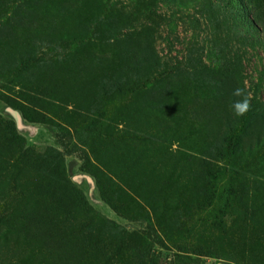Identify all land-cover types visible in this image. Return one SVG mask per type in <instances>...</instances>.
Returning <instances> with one entry per match:
<instances>
[{"label": "rangeland", "instance_id": "1", "mask_svg": "<svg viewBox=\"0 0 264 264\" xmlns=\"http://www.w3.org/2000/svg\"><path fill=\"white\" fill-rule=\"evenodd\" d=\"M258 1L0 0V264H264Z\"/></svg>", "mask_w": 264, "mask_h": 264}, {"label": "trees", "instance_id": "2", "mask_svg": "<svg viewBox=\"0 0 264 264\" xmlns=\"http://www.w3.org/2000/svg\"><path fill=\"white\" fill-rule=\"evenodd\" d=\"M229 3L232 5V9H240L242 11H244L245 13H247L248 11H250L251 13L253 12H257L258 11V4L260 5L258 0H229ZM234 13L236 14L237 11H234ZM259 21L258 23V27H259V31L262 32L264 31V18H258L257 19ZM254 21L256 22V19H254ZM254 21L253 20H249V24L248 27L250 29H257L254 26ZM255 32V31H254ZM147 83H144L142 86L138 83H133L131 84L126 90H125V97L127 96H131L135 91L141 89V88H145ZM104 126L102 122H98L95 125V128ZM89 133H92L93 130L89 129V131H87ZM82 131L79 133H75L73 135H69L70 138H72V136L77 137L79 143H81V145L86 146V140L83 138L82 136ZM78 141L76 143H74V147H77L78 145ZM234 149H235V142L233 140L229 141L227 150H226V154H225V160L226 163L228 164H232V159H233V155H234Z\"/></svg>", "mask_w": 264, "mask_h": 264}, {"label": "clouds", "instance_id": "3", "mask_svg": "<svg viewBox=\"0 0 264 264\" xmlns=\"http://www.w3.org/2000/svg\"><path fill=\"white\" fill-rule=\"evenodd\" d=\"M233 96L243 97L240 100H237L231 105L232 111L236 116L245 115L250 109V103L246 96H244L242 90L240 88H236L233 90Z\"/></svg>", "mask_w": 264, "mask_h": 264}]
</instances>
